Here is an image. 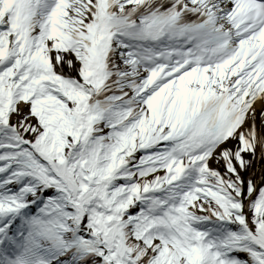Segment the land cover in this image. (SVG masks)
Here are the masks:
<instances>
[{"label":"snow or ice","instance_id":"obj_1","mask_svg":"<svg viewBox=\"0 0 264 264\" xmlns=\"http://www.w3.org/2000/svg\"><path fill=\"white\" fill-rule=\"evenodd\" d=\"M0 264H264V0H0Z\"/></svg>","mask_w":264,"mask_h":264}]
</instances>
